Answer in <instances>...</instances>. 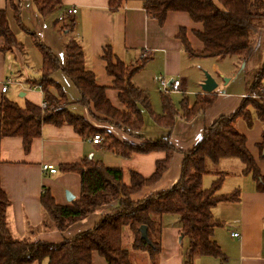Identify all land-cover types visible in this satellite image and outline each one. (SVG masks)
Returning <instances> with one entry per match:
<instances>
[{"label": "trees", "instance_id": "trees-1", "mask_svg": "<svg viewBox=\"0 0 264 264\" xmlns=\"http://www.w3.org/2000/svg\"><path fill=\"white\" fill-rule=\"evenodd\" d=\"M25 1L7 0L8 9L13 11L18 28L32 38L43 56L39 78L28 80V84L42 87L47 107L41 108L30 102L22 107L4 98L0 105V137H20L25 149L29 150L45 124L57 127L70 125L81 137L101 136L103 150L122 158L151 152H164L166 156L156 163V170L150 178L132 171L129 185L123 181L121 168H110L93 159L61 167L62 172L80 175L82 193L70 205H58L51 192L43 189L41 205L45 231L64 232L90 217L100 205L118 200L119 207L92 229L60 243L34 241L37 231L33 228L26 238L15 237L9 221L11 202L0 178V264H32L43 260H47L48 264H94L95 254L107 264H135L133 251L143 252L151 261L158 263L162 252L163 221L167 215L179 219L180 237L189 242L184 264H194V260L202 256L223 258L221 247L213 238L214 230L222 226V222L214 218L213 209L223 202H237L240 192L220 194L222 184L229 176L227 172L215 174L212 185L206 189L203 188V179L213 170L211 168L210 171L209 165H217L223 159H234L243 164L242 174L253 175L258 188L264 185V177L247 148V139L236 126L238 120H244L251 127L253 111L256 118L264 123V98L261 101L245 98L234 114L218 119L205 130L192 150L182 152L181 177L172 188L134 201L132 196L143 187L159 182L169 169L173 155L178 152L170 140L177 119L191 122L204 115L217 99L215 91L200 92L193 101L183 93L178 105L174 103L171 92H163L162 113L156 114L149 93L133 82L134 75L151 56L144 55L135 64L127 65L106 50L103 58L107 62V72L114 78V86L123 105V109L119 110L108 99L107 88L97 84L94 73L87 66L85 50L73 36L75 20L67 13V16L55 21V27L65 41V64H62L40 37L23 24L22 5ZM29 1L44 19L63 10L61 0ZM130 1L142 2L147 16L157 20L161 26L170 12L187 13L195 24L203 26L202 30L193 31L203 48L194 50L187 30L182 28L178 38L184 53L190 59L235 57L243 65L242 70L249 67L246 70L248 94L264 96L260 92L264 81V0H109L110 9L117 12ZM0 38L4 40L0 51L7 53L16 47L24 52L23 43L10 27L7 9L0 10ZM59 70L75 85L81 96L80 103L89 109L91 117L99 121L97 113L104 116V123L122 130L132 140L121 141L111 132L94 128L83 116L72 113L66 94L52 78ZM51 87L57 88L58 96L49 92ZM144 111L158 126L169 130L166 137L152 140L142 136ZM262 137L260 150L264 154V131ZM100 192L105 198L98 197ZM142 226L147 227L148 241L141 238Z\"/></svg>", "mask_w": 264, "mask_h": 264}, {"label": "crops", "instance_id": "crops-1", "mask_svg": "<svg viewBox=\"0 0 264 264\" xmlns=\"http://www.w3.org/2000/svg\"><path fill=\"white\" fill-rule=\"evenodd\" d=\"M61 2L63 10L44 19L34 4L26 0L22 5L23 24L28 30L36 33L41 42L51 49L62 64H65V41L55 27V21L67 16L69 9L76 8L77 12L69 15L76 22L73 36L83 46L88 68L94 73L97 84L107 88V97L115 108L122 110L123 105L115 89L114 78L107 72V62L103 58L106 50H110L116 58L127 65L135 64L144 55L151 56L145 66L134 75L133 82L138 88L149 93L152 104V98L155 100L158 98L156 78L160 76L168 83L180 80L181 91L186 95L187 91H191L192 75L196 77L199 86L204 81L202 71L194 69L195 66L184 53L182 42L178 38L180 30L185 28L192 48L196 51L203 48L193 34L194 30H202L203 26L195 24L187 13L170 12L165 24L161 26L157 20L147 16L140 1L127 2L117 12L110 9L109 0H61ZM5 9L8 10L12 31L24 45V52L17 49L7 53L0 51V105L2 100L7 98L22 107L26 102H30L42 108L43 103L47 102L45 92L35 88L40 85H29L28 80L39 78L43 56L32 38L18 28L13 11L8 9L7 0H0V10ZM3 45L4 40L0 38V49ZM52 78L66 94L68 108L72 113L83 116L94 128L111 132L121 141L132 140L122 130L108 123L93 120L89 109L80 103L79 91L62 70L55 72ZM4 85L8 86L5 93L2 89ZM245 87V92L215 91L217 99L204 115L191 122L177 119L170 140L178 152L173 155L169 169L159 182L143 187L132 196V200L139 201L151 194L172 188L181 177L184 158L182 152L192 150L202 139L207 128L221 117L234 114L241 107L245 96L248 95L247 81ZM49 92L58 96L55 87H51ZM171 97L178 105L172 94ZM159 101L161 103V96ZM153 110L158 114L154 108ZM144 113L156 126L157 129L153 130L155 133L157 130L161 133L166 129L158 126L147 111ZM145 126L142 136L145 139H158L156 134L148 131L145 135ZM236 126L245 135L247 148L254 157L260 175L264 177V154L260 150L264 123L255 117L251 127L244 120H238ZM165 156L164 152H151L122 158L103 150L101 145L94 144L92 137H81L70 125L57 127L45 124L41 135L33 140L29 150L25 149L20 137H0V178L1 186L11 202L9 211L11 230L15 237L23 239L29 236L33 228L37 231L34 234V241L60 243L92 229L103 217L119 207L118 200L99 206L90 217L72 225L64 232L37 230L44 220L41 205L44 188L51 192L58 205L72 203L68 201L67 194L72 195L74 200L81 196L80 175L62 172L61 167L64 165L81 164L85 159H93L110 168H121L123 181L129 185L132 171L144 178H150L156 170V163ZM219 164L229 173L222 184L220 194L228 195L239 190L240 199L237 202L220 203L213 209L214 218L222 222V226L214 230L213 238L221 247L223 258L197 257L194 264H264V185L258 188L257 181L251 173L242 174L244 167L241 161L223 159ZM44 166H51L57 172L52 174L44 171ZM213 181V176H208L207 182L206 178L203 179V186L210 187ZM103 195L104 193L100 192L98 197L101 198ZM233 234L238 236L235 237ZM188 244L186 238L180 237L179 224L164 223L162 252L157 264H184ZM93 260L94 264H107L106 261L102 263L103 259L98 254L94 255ZM32 264H48V261Z\"/></svg>", "mask_w": 264, "mask_h": 264}, {"label": "rangeland", "instance_id": "rangeland-1", "mask_svg": "<svg viewBox=\"0 0 264 264\" xmlns=\"http://www.w3.org/2000/svg\"><path fill=\"white\" fill-rule=\"evenodd\" d=\"M15 49L19 50L18 48L15 47ZM191 64H193L195 66L194 69H198V71H202V76H203V80L205 81L206 79V74H209L212 78H214V80L217 82L218 84V88L215 91H220V92H226V93H232V92H245L246 89V80H247V76H246V70L249 69L246 68V70H242L243 65H240L235 57H227L224 58L222 60H216V59H191ZM159 78V77H158ZM158 78H156V85L158 86V98L157 100L154 99V97L152 98L153 100V108L155 109V111L158 114L162 113V105L159 101L161 94L163 93L162 88L160 87V85H158ZM225 79H229L231 80V82L229 81V83H225ZM191 80L193 81L192 87H191V91L188 92L187 94L188 96L192 99V101L195 99V95L198 92H203L202 90V86H199L198 81L196 80V77L194 75H192ZM263 85H264V81H263ZM263 87V86H262ZM200 88V89H199ZM156 89V88H155ZM201 90V91H200ZM175 102H177V104H179L181 98H182V91L180 92H173L171 93ZM262 94V93H261ZM262 97L264 98V96L261 95H256L253 94L250 99H254L255 101H261ZM255 113V112H254ZM255 115V114H254ZM144 116L146 117V126H145V130H144V134L147 135V131L151 132L152 134H156L155 136L157 138H162V137H166L169 133V130L167 129H163V132L159 133L157 130V133H155L156 130V126H154V124L150 121V119L147 117V114L144 113ZM256 117V115H255ZM254 117V118H255ZM93 118V117H92ZM97 118L99 121V123H104V119H106L104 116L100 115L97 113ZM93 120L96 121V119L93 118ZM111 123V122H110ZM153 125H151V124ZM110 126L113 127V125L109 124ZM152 127V128H150ZM233 160V159H232ZM210 171L211 168L213 169L211 171V174H207L204 179L206 178V182L208 181V176L212 177L215 179L217 173L219 172H225L227 171L226 168H224V166L220 165L219 163L216 165H212L210 166ZM228 168V165H227ZM229 171V170H228ZM204 185V183H203ZM205 185H208V183H205ZM209 187V186H208ZM208 187H204V189L208 188ZM102 199L105 198V196L103 195L101 197ZM102 206V205H100ZM174 223L176 222L177 224H179V219L176 216H170L167 215L164 217V221L163 224H168V223ZM41 231H45L43 228V225H41L40 227ZM187 240V239H186ZM132 257L134 260L135 264H157V262L155 261H151L149 259V257L147 256V254L143 253V252H132ZM102 263H105V260H102Z\"/></svg>", "mask_w": 264, "mask_h": 264}, {"label": "built area", "instance_id": "built-area-1", "mask_svg": "<svg viewBox=\"0 0 264 264\" xmlns=\"http://www.w3.org/2000/svg\"><path fill=\"white\" fill-rule=\"evenodd\" d=\"M77 12V9L76 8H71L68 10V14L69 15H73ZM158 83L160 85V87L162 88V90L164 92H179L181 91L182 89V82L180 80H176V81H173L172 83H168L164 77L160 76L158 78ZM263 87L260 88V92L264 95V85H262ZM35 88L39 89V90H43L41 86H36ZM3 92L5 93L7 90H8V86L7 85H4L3 86ZM252 95H246L245 98H250ZM47 107V102H44L43 105H42V108H46ZM101 141H102V138L101 136L99 135H95L93 138H92V142L96 145H100L101 144ZM44 171H49L50 173L52 174H55L57 171L56 169H54L53 167L51 166H44ZM235 237L238 236V234H233Z\"/></svg>", "mask_w": 264, "mask_h": 264}, {"label": "water", "instance_id": "water-1", "mask_svg": "<svg viewBox=\"0 0 264 264\" xmlns=\"http://www.w3.org/2000/svg\"><path fill=\"white\" fill-rule=\"evenodd\" d=\"M229 79H225V83H229ZM202 90L204 93H212L218 88L217 82L209 74H206L205 81L201 84ZM68 201H73L74 197L70 194H67ZM141 238L148 241V230L146 226L140 228Z\"/></svg>", "mask_w": 264, "mask_h": 264}]
</instances>
